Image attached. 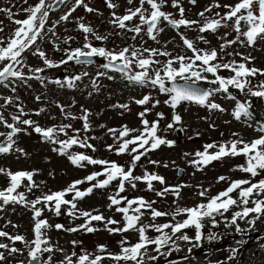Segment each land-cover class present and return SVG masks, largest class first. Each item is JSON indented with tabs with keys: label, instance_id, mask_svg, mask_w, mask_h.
I'll return each mask as SVG.
<instances>
[{
	"label": "rangeland",
	"instance_id": "rangeland-1",
	"mask_svg": "<svg viewBox=\"0 0 264 264\" xmlns=\"http://www.w3.org/2000/svg\"><path fill=\"white\" fill-rule=\"evenodd\" d=\"M37 2L38 0H28L27 3H24V0H0V8H10L15 14L14 19L23 20L27 17L24 9L29 7V5H35ZM112 2L118 5L115 10L109 9L106 6L105 0H85V3L96 11L89 13L83 7H79L72 13L68 21H61L60 17L71 9L75 0H68L61 7L58 6L52 11L49 10V18L45 26L43 39H38L36 44L24 55L26 66L22 67L25 76L33 75L30 69L43 68V72L37 73L42 78L43 83L37 79H30L26 82L10 79V81L6 82L8 84L7 87L4 85L0 86V104L4 103V98H11L13 101L6 108H0L7 122H11L12 114H17L18 107H23L24 112L28 113V115L23 116V119H31L41 128L70 124L71 128L67 130L68 135L59 134L56 137L57 140L63 141L75 135L74 129L80 130L79 136L81 138L95 137V139H88L87 141L93 145L95 151L91 148L73 146L69 150L70 153H82L93 159L104 160L110 163L115 162L127 170L131 166L132 156L135 153L117 154V148L121 142L119 139V131L125 126L130 130H135L125 139H131L139 135L143 129L142 118L139 114L144 112L145 109H149L144 119H147L149 122H158L157 135L169 142H176L178 140L174 145L169 146L168 144H164L153 151L147 152L146 155L141 156V159L136 163L133 175L143 176L145 172H148L163 177L165 183L161 184L159 181H153V191H149L147 185L140 181L135 182V189L126 183L125 191L120 196L127 197L128 199L142 197L150 202L155 201L152 207L166 213L174 212L177 207L192 208L197 206V204H206L211 197L227 189L232 181L251 179L253 182H257V178H264V172L259 177L252 178L250 174L239 170V166L246 164V158L242 155L235 157L225 156L219 160L211 161L206 165L193 163V161L200 159L195 156V153L197 151L203 152L206 145H217L215 148L208 149L209 153H215L218 151V146L220 145L230 144L231 141L235 140L250 143L261 135L260 132L254 131V126L250 122L238 121L233 117L232 112L235 108V101L228 99L227 94L215 93L210 97V102L217 103L225 109L223 112L214 109L210 110L206 106H199L190 102H182L173 109L169 104L165 103V101L170 99V96L161 93L158 88L137 86L109 73H107V76H112L113 79H108L107 76L103 75L97 77L98 72H105L103 68L91 67L89 65L80 66L72 61L67 64H62L59 67L48 68L38 55L32 54L36 48H39L54 63H59L62 59H66V49L82 48L85 43V35L78 29V23L82 22L85 25L91 26L96 34L107 37V39L100 41L89 34L88 42L94 47H104L107 50L119 52L125 47L135 46L141 49L167 51L171 53L172 57L178 55L192 56L191 51L184 47L180 35H178L179 31L188 39L193 40L195 46L199 49H216L218 59L213 63L235 61L237 63H246V66L249 68L264 71V40L258 39L251 47L246 44L243 46L240 43L233 44L225 50L227 53H233V55H225V53L220 52V44L224 42L220 37L226 33L228 34V40L236 37V33L231 27L232 22H228L229 27L221 28L215 34L211 32L204 33L203 35L208 40L207 44L197 39L200 33L196 31L195 26L192 28L182 27L174 31L163 21L159 25L160 28H163V31L157 35V40L154 41L147 36L146 26L145 30L133 40L134 33L120 30L114 27L109 21L112 18L113 11L118 16L123 15L127 8L138 7L139 0H133V4L131 5L127 3V0H112ZM237 2L238 0H196V3L193 5L189 3V0H180L181 5L185 9V18L189 20H200L198 13L204 11L206 7L213 3L234 5ZM171 3L172 0H166L162 10L171 13L174 18H179L178 10L173 8ZM145 7L147 8L148 6L145 5ZM225 11L226 9L223 7L213 8V12L206 13V15L212 17L216 12L224 13ZM138 23L139 19L136 18L132 22H129V26H134ZM0 27L3 28V31L0 32V38L6 40L12 35L17 25L12 20H9L7 15L0 13ZM242 27H244L243 24ZM49 28L53 30L55 35L47 31ZM69 37L71 39L65 44V38ZM55 46H58L59 50H56ZM236 53L239 54L237 55ZM144 55L147 56V53ZM243 57H251V59L246 61ZM169 58L164 56L154 57V59L161 62V65ZM2 66L0 65V67ZM159 66L154 65V67ZM85 72L88 73L87 76L83 75ZM76 75H81L82 79L76 81L73 88L67 87L64 82ZM204 75L209 81L214 79L210 73H204ZM218 75L229 77L233 73L221 69L218 71ZM64 77L67 78L63 79ZM56 80L61 81L63 86L54 84L53 81ZM93 80H95L96 87L93 86ZM249 80L251 86H257L264 82V75L257 74L254 78L249 77ZM197 82H204L205 85L199 84L211 89L217 87V85L204 80ZM234 91L238 92V96L236 97L238 100L239 97L242 98L241 102L249 101L252 98L250 95H247V89H245V93H241L236 89ZM145 95L151 97L148 104L138 105L135 103L136 100L142 99ZM37 97H39V100H37ZM245 98L247 99L245 100ZM257 100L255 112L260 118L261 123H264V99L258 98ZM57 105H62L66 113L75 117L82 116L83 110H86L89 113L88 123L90 130L87 132L83 130V121L81 119H65L64 114L61 113ZM116 105H128V108L116 107ZM40 109H44V111L36 115L35 113ZM158 114H163L162 118ZM174 114H178L181 117L179 123H174ZM169 124H173V128H168ZM17 127L26 129V131H22L14 137L16 141L14 149H23L26 155L15 150L7 155L0 154V168L10 170L13 173L19 171L34 173L33 181L36 186L31 191H28V181H23L21 187L17 189V192L25 194L27 201H34L37 197H42L45 194L64 191L75 181H84L77 185V189L85 191L96 183V181H86V177L93 173L104 171L103 165H92L87 162H82V166L79 167L73 165L68 159V155H60L59 151H53V148L58 149V144L54 145L42 140L39 134L35 133L32 128L26 125L18 124ZM5 129L3 125H0V133H6L7 131ZM109 129H115L116 133L109 132ZM179 131L182 133V138L177 137ZM195 135H199V138L197 141L192 142L191 138ZM5 139L6 137L0 136V141ZM109 146H111V150H109ZM150 161H156L157 163L153 164ZM179 168L184 170L182 177L177 176ZM221 176L225 177L222 181L219 180ZM105 178L104 176H100L98 180ZM9 184L10 181L8 178L0 175V191L5 190ZM166 187L170 189L179 188V196L177 197L172 192L166 193L163 197L156 195V192L162 191ZM244 187H247V185ZM117 190V182L111 183L103 189L93 188L91 194L75 201L77 209L76 215L74 216L67 214L69 210L68 205L61 206L59 216L54 211L49 210L51 205L49 207H45L44 204L36 205L37 208L42 209L40 219L47 220L52 225L46 231V235L51 244L56 248H62L64 250L63 253L57 251L52 254L53 264H60V261L64 259L65 255H71L73 251L78 255L84 252L96 254L98 247L103 245L107 250L103 254L106 257L108 253H119V242L123 239H127L129 244L138 242L137 232L110 233L106 230L105 222L102 221H92L90 226L95 228L96 231L91 233L82 228L76 232L65 230L57 231L55 228L56 224L63 225L64 229L77 228L84 225L86 218L80 216V212H91L93 215L102 214L106 220L114 219L119 222L116 225H109L108 227H122L124 224L122 214L115 211V206L109 207V196L115 195ZM205 190L206 194L201 196L200 192ZM231 195L233 198L238 199L237 192H233ZM73 196L74 193H68L65 199L73 200ZM248 206H250V202ZM243 207V205H236L233 206V210L239 211ZM33 215L34 213L30 205L25 206L24 204L12 203L3 205L2 201H0V231H5L11 236L22 235L26 240L31 241L34 238ZM185 218L184 215H180L173 220L171 215H167L153 220L151 213L145 211L140 223H176ZM231 218L232 215L229 213H224L223 216L215 214V226H213L209 218H205L203 221L202 229L205 232L214 229L223 234L224 239L227 240L223 243L225 245V251L220 252L217 248L213 249L211 247V241H214L217 237L220 239V236L212 235L216 237L212 240L208 238V232L204 237L203 230H201L202 238L200 241H196L195 229L190 227L183 230L182 233H179L180 235H188L190 238L189 241H183L173 237L176 245H178V250L174 251L175 255H178L175 262L157 259L149 263L219 264L222 262L221 258L223 256L233 253V255L238 257L233 262L234 264H240L241 260L245 261L244 264H264V239L260 243H257L255 240L247 243L246 241L245 243L243 242V248L238 253V256L233 250L229 251L230 248L236 247L232 236L240 233V231H237V226L241 229L238 223L239 219L236 225H231ZM254 229L259 233H263L264 216L258 219V223ZM165 231L170 232L171 230L166 229ZM146 234L150 238H155L159 233H156L154 230H148ZM73 241L77 242L75 247L73 246ZM0 243L9 244L10 247H17L22 252V254L16 253L9 255L6 250L0 249V252H4L7 257L0 264H17L21 263V261L27 263V248L24 243L15 242L13 244L12 241L4 237H0ZM154 247V245L149 247V255H158V253L153 251ZM169 249L171 247L166 246L162 250L166 251ZM206 250H208V254H205ZM195 253L196 255H194ZM44 256L46 258L48 254H44ZM158 257L161 256L158 255ZM145 259L147 260V257ZM101 264H114V262L109 259H104ZM120 264H124V262H120Z\"/></svg>",
	"mask_w": 264,
	"mask_h": 264
},
{
	"label": "snow or ice",
	"instance_id": "snow-or-ice-1",
	"mask_svg": "<svg viewBox=\"0 0 264 264\" xmlns=\"http://www.w3.org/2000/svg\"><path fill=\"white\" fill-rule=\"evenodd\" d=\"M28 0H24L27 3ZM68 0H57L59 4H66ZM106 6L109 9L115 10L118 5L113 3L112 0H105ZM129 5L133 4V0H127ZM166 0H139V6L135 8H127L125 14L116 15L115 11L112 12V18L109 21L114 27L125 30L127 32L134 33L132 39L135 40L136 36L140 35L145 30L146 34L152 40H157V35L163 31L160 28V23L166 22L171 28L179 30L183 28L196 27V31L200 33L197 37L202 43L207 44L208 40L203 35L204 33L211 32L215 34L219 29L229 27L228 22L231 23L233 31L236 33V37L232 40L227 39V33L220 37L224 42L220 44V52L225 55H233V53H227L225 50L233 44L240 43L242 46H253L257 40H264V0H238L234 5L219 3H213L206 7L204 11L198 13L200 20H189L185 18V9L181 5L180 0H172L171 6L176 8L179 12V18H174L171 13L163 11V7ZM189 3L195 4L196 0H189ZM145 5L148 7L146 8ZM83 7L87 12L92 13L95 9L88 6L85 0H75L74 5L64 15L60 17L61 21H68L69 17L77 8ZM225 8L224 13L216 12L214 16L210 17L206 13H212L213 8ZM49 9L54 10V5L48 3V0H38L35 5H29L24 11L27 13V17L23 20L14 19V13L10 8H0V13H4L8 16L9 20H12L17 27L14 29L12 35L6 40L0 38V85L8 86L6 83L10 79L26 82L30 79L41 80L42 78L37 73L43 72V68L30 69L33 72L31 76H25L22 67L26 66L23 58V53L32 48L36 44L38 39H43V33L45 26L49 18ZM138 18L139 23L134 26H129V22ZM242 24L244 27H242ZM78 29L85 35V43L82 48L66 49V59H62L59 63H54L49 60L46 53L36 48L33 51V55H38L43 60L44 65L48 68L59 67L62 64H67L70 61H74L79 65H88L93 63L94 57H101L106 60V63L100 67L105 69V72H98L97 77L103 75L107 76V72H118L122 77L131 84L139 86H151L158 88L161 93L168 94L170 99L165 101L169 106L175 109L182 102L195 103L200 106H206L210 110L225 111L219 104L210 102V97L215 93L227 94V98L235 101V108L232 112L233 117L236 120L245 118L246 120L253 119V113L250 111L251 101L241 102L234 95L229 92L230 88H235L241 93H245L247 89V95L251 97L264 99V82L257 86H251L249 77H254L257 74L264 75V71L256 68H249L246 63H237L235 61L224 63H213L218 59V52L216 49L204 50L195 46L193 40L188 39L183 33L178 31L180 39L184 47L191 51L192 56L178 55L172 57L171 53L167 51H161L158 49H141L135 46H128L121 49L119 52L115 50H107L104 47H94L88 42L89 34L93 35L96 40L103 41L107 39L105 36L96 34L93 28L89 25H85L82 22L78 23ZM3 28L0 27V32ZM48 32L55 33L51 28L47 29ZM71 38H65L64 43L67 44ZM56 50H59L58 46H55ZM147 53V56L144 54ZM237 55L239 53H236ZM156 56L170 57L161 65L159 60L154 59ZM244 60H250L251 57H243ZM199 62V63H197ZM133 65L139 69V71H132ZM154 65H160L154 67ZM224 69L228 70L233 75L229 77H222L218 75V71ZM204 73H210L214 79L207 80ZM87 76L88 73H83ZM108 79H113L112 76H107ZM82 79L81 75H76L70 79H67V87L73 88L76 81ZM184 81L183 86H178L177 80ZM207 81L208 83L215 84V89L202 90L200 88L192 87L191 85L197 81ZM54 83L63 86L59 80L53 81ZM166 83H170L171 87H167ZM93 86L96 87L95 80H93ZM15 91V89H13ZM39 100V97H37ZM151 97L145 95L142 99L136 100L138 105H146L150 102ZM11 98H4V103L0 104V108H6L7 105L12 104ZM157 103H159L157 101ZM60 108L61 113L64 114L65 119H81L83 121V130L85 132L90 130L88 123L89 113L83 110V115L80 117L72 116L65 112L62 105H57ZM116 107L128 108V105H116ZM155 107V105H153ZM44 109H40L36 112L39 115ZM147 111L141 112L139 115L142 118L143 129L140 134L132 137L131 139H125L130 136V133L135 130H130L126 126L119 131V139L121 142L117 148V154L135 153L132 156L131 166L126 170L124 167L116 164L115 162H108L104 160L93 159L88 155L78 153H70V149L73 146H79L80 148H91L95 151L92 144L88 143V139H95V137L81 138L79 136V129H74L76 133L73 136L68 137L63 141H59L56 137L59 134L68 135L67 130L71 128L70 124H61L49 128H41L31 119H23V116L28 115L24 112L23 107H18L17 114L11 115V120L14 123H8L2 112H0V125L10 131L6 133H0V136L6 137L4 142L0 143V154H9L15 150L21 154L26 155L23 149L15 148L16 143L14 137L26 129L17 127L18 124H23L32 128V130L39 134L43 140L50 142L54 145H59V148H53V151H59L60 155H68V159L73 165L82 166V162H87L92 165H103L104 171L96 172L86 177V181H96L92 187H89L85 191L77 189V185L84 181H75L66 190L45 194L42 197H37L34 201H27L24 193L17 192V189L21 187L23 181H28V191H31L36 185L33 181V172L19 171L11 172L10 170L0 168V175H4L10 181L9 186L0 191V201L3 205L12 204H24L25 206H31L34 213V238L31 241L25 239L22 235L11 236L5 231H0V237L7 238L9 241L22 242L27 248L28 264H53L52 254L59 251L63 253L62 248L54 247L46 235V231L52 227L47 220L40 219L42 216V209L36 207L38 204H44L45 207H51L49 210L54 211L57 216L60 215L62 205H68L69 210L67 214L69 216L76 215L77 205L75 201L77 199H83L85 196L92 193L93 188H106L113 181H118V190L115 195L109 196V207L115 206V211L122 214L124 224L122 227H108L109 225H116L119 222L114 219H107L102 214L93 215L91 212H80L79 215L86 218L84 225L78 228L64 229L61 224H56L57 231L65 230L69 232H76L81 228L91 233L96 231L91 227L92 221L105 222L106 230L110 233H127L129 231H135L138 233V242L135 244H129L127 239L121 240L119 253H108L105 257L103 254L107 251L106 248L101 245L98 247L96 254L84 252L83 254H77L75 251L71 255H65L64 259L60 261V264H101L102 260L109 259L114 264H149L150 261H156L159 257L157 255H149V247L155 246L153 251L160 256H166L170 253L163 252L162 249L166 246H170L172 250H178V247L173 240V237L183 241H189L188 235L183 234L177 236L178 233H182L183 230L188 228L195 229V240L200 241L202 238L203 221L205 218L211 219L213 226L216 224L215 214L223 216L225 212H228L232 206L243 205L242 211L233 213L230 224L236 225L238 219H244L250 214H255L252 220L248 223L254 224L256 219L264 216V199H253L251 203L252 207H247L250 202V198L254 195H264V179L258 182H253L251 179H241L232 181L229 187L220 192L214 197H211L206 204H199L192 208H180L177 207L172 213H166L159 211L152 207L155 201H147L144 198L128 199L127 197H121L120 194L125 191V184L128 183L133 189L136 188V181L143 182L147 185L149 191H153V181H159L164 184L163 177L145 172L143 176H134L133 171L136 163L141 159V156L146 155L147 152L153 151L159 148L161 145L168 144L171 146L172 142H169L157 135L158 122H149L144 119ZM163 116V114H158ZM174 123H179L181 117L178 114L173 115ZM103 127V125H102ZM168 128H173V124H169ZM257 131L261 133L259 138L254 139L250 143H246L242 140L231 141L230 144L218 146V151L215 153H209L208 149L215 148L217 145L209 144L205 146L203 152L197 151L196 157L200 159L193 161L197 165H206L211 161L219 160L225 156H244L246 158V164L239 166V170L250 174L252 178L257 177L261 172H264V123H261L257 128ZM109 132L115 134V129H109ZM130 146H132L130 148ZM111 150V146H109ZM143 150V151H141ZM150 163L156 164V161H150ZM167 166V165H165ZM106 177L103 180H98V177ZM225 177H219V180H224ZM247 185V187H244ZM238 190V199L232 197V193ZM172 192L177 197L179 196V188H164L162 191L156 192V195L163 197L166 193ZM68 193H74L73 200H66L65 196ZM206 194V190L200 192L201 196ZM151 213V218L155 220L159 217L171 215L175 220L177 216L184 215L186 218L176 223H164V224H141L140 221L144 215V212ZM159 233L155 238H150L146 233L149 229ZM170 229L171 231H165ZM237 231L241 229L237 226ZM209 239L214 237L209 234ZM171 242V243H170ZM75 247L76 241H73ZM0 249H4L9 255L21 253V249L17 247H10L9 244L0 243ZM235 251V250H233ZM44 254H48L45 258ZM75 257V259H74ZM147 257V260L145 259ZM7 259L4 252H0V262ZM23 264V261H21Z\"/></svg>",
	"mask_w": 264,
	"mask_h": 264
},
{
	"label": "water",
	"instance_id": "water-1",
	"mask_svg": "<svg viewBox=\"0 0 264 264\" xmlns=\"http://www.w3.org/2000/svg\"><path fill=\"white\" fill-rule=\"evenodd\" d=\"M178 84V86H183L184 85V83H177ZM192 87H195V88H198L197 86H193V85H191ZM170 87H171V84H170ZM201 89V88H200ZM202 90H204V89H202ZM178 135H180V133H178ZM198 138V136H195L194 138H193V141H195L196 139ZM184 175V171L183 170H181V169H179L178 170V173H177V176L178 177H181V176H183Z\"/></svg>",
	"mask_w": 264,
	"mask_h": 264
}]
</instances>
